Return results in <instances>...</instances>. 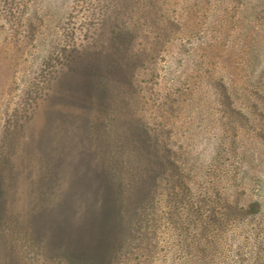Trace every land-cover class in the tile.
Instances as JSON below:
<instances>
[{
	"label": "rangeland",
	"instance_id": "1",
	"mask_svg": "<svg viewBox=\"0 0 264 264\" xmlns=\"http://www.w3.org/2000/svg\"><path fill=\"white\" fill-rule=\"evenodd\" d=\"M146 5L0 0V264H109L120 227L114 171L126 188L140 179L139 170L126 174L137 158L123 143L130 145L131 126L141 123L180 167L158 182L160 211L197 201L208 189L225 190L243 205L260 203L261 215L216 234L222 236L213 264H264V106L252 109L255 91L264 90V0ZM116 27L135 35L128 64L113 50ZM90 80L115 85L101 113L105 122L95 108L86 115ZM227 87L248 119L231 115ZM87 120L103 136L102 153ZM159 229L148 263L186 264L166 217ZM144 233L135 229L136 242L128 241L131 234L122 249L118 244L113 264L142 258Z\"/></svg>",
	"mask_w": 264,
	"mask_h": 264
},
{
	"label": "trees",
	"instance_id": "2",
	"mask_svg": "<svg viewBox=\"0 0 264 264\" xmlns=\"http://www.w3.org/2000/svg\"><path fill=\"white\" fill-rule=\"evenodd\" d=\"M143 1L148 5L149 0ZM132 31L133 30L130 28L127 30H118V27H116L114 29L115 33H113L115 34L113 39V50L117 56L116 58L122 62L126 61V64H128L127 49L135 37L134 32ZM86 91L87 95H89L92 100L91 104H93L91 106L89 104L88 108H86V115L91 113L89 110L95 108L98 111L97 115L100 113L101 119L105 118L103 119L105 122L106 117L101 113H105L107 110V106L109 105L108 98H114V93L116 91L115 85L107 80H90L86 83ZM255 94H258V103L252 104V109L258 110V106H264V90H256ZM233 96L234 93L229 90L228 87L224 89L223 101L230 106L228 110L231 115L234 116V118L241 117L248 119V116L245 113L239 112L238 114L236 107L233 106ZM262 114L264 116V113ZM86 115H83V118H86ZM73 121H75V119L65 123L67 130L73 129V127L76 126L77 121ZM87 124L88 120L84 127L87 126ZM88 126L89 128L85 127V129L90 130L92 138L95 140L94 146L96 147V150L98 149V152L102 153V145H105V142L102 141L103 136L100 134L98 135L99 129L91 125L90 122ZM135 126H131L130 129L133 133L132 136L128 135L129 139L127 142L130 145L125 143H123V145L129 148L132 147V149L135 150L133 155L137 158V167L136 169L134 166L132 168H127L126 174L135 177L138 175L137 170H139L138 172L141 174L139 177L140 179H137L138 176L134 179L132 183L133 187L126 188L127 186L125 187L124 182L117 178L116 171H114L115 178L113 186L116 191L118 188V192L116 193L117 196L115 198L117 199V206L119 207L120 227L119 235L117 236L119 239L115 246V250L111 255V259H109V264L115 263L118 255L117 252L119 251L118 249L120 247L122 249L125 246V241H127L126 237L129 235L131 236V234V239H128V241L132 240L133 233L135 232V229L137 230L138 228L145 230L141 247L138 248L140 251L143 250L146 253L143 254L142 258L137 259L136 262H133L130 259L128 264H150L148 262L151 261V255L148 254L157 250L159 246L157 234L160 230L161 221L165 217L176 230V243L178 247L181 251L186 252L187 257L190 259L186 264H213L215 256L217 252H219L217 244L219 235L216 234L219 232L225 234V230H227L230 224H235L238 221L245 222L249 217L261 215L263 212L262 205L258 202L243 205L244 203L241 202V200L238 201L235 199L231 201L229 197L230 194L225 190L219 192L218 189H208L209 191H206L203 195L197 197V201L180 202V204L171 202L168 203V205H165L167 207L166 213L165 210L160 211L161 208H158V204L155 202L158 182L165 174V170L174 171L176 168V172H179L180 167L178 168L176 161L170 160V157L172 158L171 154L173 153L170 147L159 144V138L152 137L148 134V125L141 123L139 126ZM94 133H96L95 136L93 135ZM71 136L75 137L74 134ZM167 156H169V162L165 161V157ZM112 165H114V163L111 162V168H113ZM181 180L183 179L181 174H179L177 181L180 182ZM180 185V189L187 196L188 194L190 197L195 195L193 189L187 187L185 183H180ZM1 196L0 192V200ZM144 197L147 199H144ZM139 200L140 202H138ZM151 216H153V219H151ZM3 218H5V216L0 208V222ZM133 228H135L134 231L130 232ZM222 234L219 236V239ZM136 239H133L132 242H136ZM118 244H120V247H118Z\"/></svg>",
	"mask_w": 264,
	"mask_h": 264
}]
</instances>
